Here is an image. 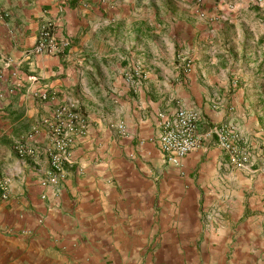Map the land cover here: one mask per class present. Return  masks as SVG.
Returning a JSON list of instances; mask_svg holds the SVG:
<instances>
[{"label":"crops","instance_id":"crops-1","mask_svg":"<svg viewBox=\"0 0 264 264\" xmlns=\"http://www.w3.org/2000/svg\"><path fill=\"white\" fill-rule=\"evenodd\" d=\"M47 23L68 47L27 56ZM40 90L48 100L34 97ZM263 101L264 0H0V264H106L112 252H136L150 217L142 199L154 190L146 175L166 163L159 114L195 109L200 132L230 125L254 148ZM60 104L89 125L73 138L65 177L43 185V119ZM214 137L166 163L169 264H188L191 248L213 253L208 264L229 248L235 264H264V217L242 214L253 187L264 198V175L230 164ZM20 143L34 155H20ZM215 200L218 211L205 216Z\"/></svg>","mask_w":264,"mask_h":264},{"label":"built area","instance_id":"built-area-1","mask_svg":"<svg viewBox=\"0 0 264 264\" xmlns=\"http://www.w3.org/2000/svg\"><path fill=\"white\" fill-rule=\"evenodd\" d=\"M53 25L47 23L39 31L35 45L27 51V56L34 54L58 55L68 47L69 41L64 38H58L53 30ZM190 61L185 60V68L188 70ZM135 79L142 78L140 68L135 70ZM30 81H36L37 75H29ZM10 93L13 88L8 90ZM34 97L41 100H48V93L40 90L34 93ZM48 125V146L46 154L49 161V170L43 185H55L65 177V166L70 161V147L74 136H82L87 131L89 122L86 115L80 109L60 104L54 107L49 116L43 119ZM200 118L193 111L185 109H176L172 113L159 114L160 133L158 136V145L166 163L173 166L179 165L181 159L189 152L200 146L203 138L216 136L220 147L226 151L231 160L238 166L246 162L245 153H241L234 145L233 135L226 126L213 127L209 132L199 131ZM120 133L124 132L122 123L116 125ZM232 132V131H231ZM231 134V135H230ZM235 135V134H234ZM231 136V137H230ZM16 150L20 155L33 156V148L25 144H18ZM7 198L6 182L0 178V199Z\"/></svg>","mask_w":264,"mask_h":264},{"label":"rangeland","instance_id":"rangeland-1","mask_svg":"<svg viewBox=\"0 0 264 264\" xmlns=\"http://www.w3.org/2000/svg\"><path fill=\"white\" fill-rule=\"evenodd\" d=\"M203 0H196V4L201 5ZM137 67L136 69H138ZM135 69V70H136ZM142 71V70H141ZM135 71L132 72V75L134 76ZM143 76V72H142ZM252 77V76H251ZM141 79V78H140ZM210 96L212 97V94L210 93ZM264 103V101H263ZM177 109H185L187 111H193L195 112L201 121V114L199 111L192 109V108H177ZM44 123V122H43ZM221 126H226L227 128L233 130V128L230 125H221ZM259 128L262 130V134H260V137H257L254 133L249 132V141L254 142V148H252L251 145L247 148V146L243 143L240 142V139L233 135L234 139V145L238 147L239 151L241 153H245L247 160L243 165L238 166L235 162L231 160L229 155L226 153V156L228 157V162L232 164L234 167L237 168H242L245 167L246 165L249 164L250 168L255 170L254 174L257 177V173H261L264 175V121L259 122ZM220 127V126H217ZM212 127H209L206 129L203 133L209 132ZM120 133V132H119ZM231 135V134H230ZM207 137V138H212ZM231 137V136H230ZM206 138V139H207ZM217 138V137H214ZM218 142V141H217ZM257 143V144H256ZM220 146V145H219ZM23 156V155H22ZM251 162V164H250ZM160 166L155 167V173H154V178L152 176H148V179H151V181L154 183V190L153 194H146L143 200H145V207L147 209V214L150 215V217L146 220V230H147V235L143 238L145 239V243L143 246L139 248V250L135 251H128L123 253L119 252H112L111 253V258L106 261V264H111V262H115L116 264H169V236L168 235H161L164 232H169L167 230H164L163 226L167 228L169 227V221H165L166 219H169V165L167 167L166 163H161L159 164ZM66 167V166H65ZM262 172H261V170ZM160 171V173H159ZM65 175H66V169H65ZM254 176V177H255ZM264 179V176H262ZM264 182V180H263ZM153 183H150L151 185ZM264 191V186L261 188V191ZM253 195V204H252V210L250 208L245 207L242 214L246 215L247 213L252 211L253 215H261L264 217V198L258 200V196L260 195V190L257 189V187H253V190H251ZM215 200L211 205L205 206V211L204 214L205 216H212V210L218 211L219 205L216 204ZM233 209V208H232ZM227 214V213H225ZM229 214V213H228ZM152 216V218H151ZM163 218V221L160 218ZM241 220L239 219V222ZM162 222V223H161ZM166 222V223H164ZM161 223V224H159ZM263 223V221H262ZM156 224L157 227H153L152 230V225ZM165 224V225H164ZM150 230H148V229ZM260 233L258 234V240L261 241V238H264V225H262V229L259 231ZM199 239H202L203 237H198ZM142 239V240H143ZM234 236H232V240H234ZM200 241V240H199ZM191 247V244H190ZM212 255L209 252L205 251H200L198 250H193L192 248L188 252L189 255V260L188 264H208L206 255ZM235 253H233V249L229 248V251H224L221 253V261H218V259H215V264H235V261H233V258L235 257ZM108 256V255H107ZM125 257V259L123 258ZM105 258V257H103ZM102 261V260H101ZM100 262V261H99Z\"/></svg>","mask_w":264,"mask_h":264}]
</instances>
